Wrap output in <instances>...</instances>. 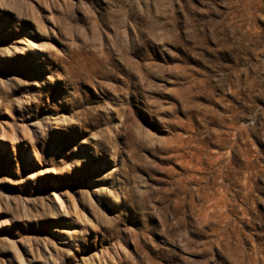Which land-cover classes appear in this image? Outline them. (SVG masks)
<instances>
[{"label": "rangeland", "instance_id": "1", "mask_svg": "<svg viewBox=\"0 0 264 264\" xmlns=\"http://www.w3.org/2000/svg\"><path fill=\"white\" fill-rule=\"evenodd\" d=\"M0 264H264V0H0Z\"/></svg>", "mask_w": 264, "mask_h": 264}, {"label": "bare ground", "instance_id": "2", "mask_svg": "<svg viewBox=\"0 0 264 264\" xmlns=\"http://www.w3.org/2000/svg\"><path fill=\"white\" fill-rule=\"evenodd\" d=\"M28 40L31 41L30 39H26V38H24V37L19 38V42H21V43L27 42ZM31 44H32V42H31ZM16 51H17V53H20V52H21V51L19 50V47H18V46H17ZM64 203H65V202H64V200L62 199V197L59 196V204H60V206H64ZM60 230H61L62 232H65V233H69V232H71V231H74V230H72V229L69 228V227H61Z\"/></svg>", "mask_w": 264, "mask_h": 264}]
</instances>
